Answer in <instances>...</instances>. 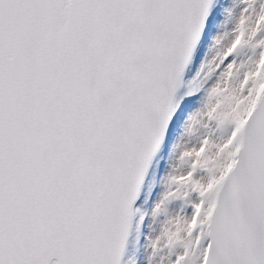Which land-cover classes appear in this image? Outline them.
Returning <instances> with one entry per match:
<instances>
[{"label": "snow or ice", "instance_id": "obj_1", "mask_svg": "<svg viewBox=\"0 0 264 264\" xmlns=\"http://www.w3.org/2000/svg\"><path fill=\"white\" fill-rule=\"evenodd\" d=\"M0 264H264V0H0Z\"/></svg>", "mask_w": 264, "mask_h": 264}]
</instances>
